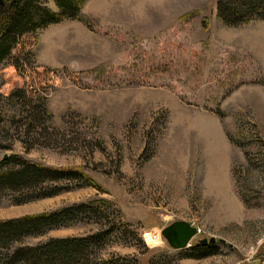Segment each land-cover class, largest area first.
Segmentation results:
<instances>
[{
    "label": "rangeland",
    "instance_id": "374dc122",
    "mask_svg": "<svg viewBox=\"0 0 264 264\" xmlns=\"http://www.w3.org/2000/svg\"><path fill=\"white\" fill-rule=\"evenodd\" d=\"M216 2L87 0L92 28L65 20L19 41V67L0 65V161L79 169L99 189L6 196L0 220L106 200L117 230L88 250L93 262L264 264V21L226 26ZM175 221L198 229L189 247L162 236ZM203 239L215 253L190 257Z\"/></svg>",
    "mask_w": 264,
    "mask_h": 264
},
{
    "label": "trees",
    "instance_id": "16d2710c",
    "mask_svg": "<svg viewBox=\"0 0 264 264\" xmlns=\"http://www.w3.org/2000/svg\"><path fill=\"white\" fill-rule=\"evenodd\" d=\"M53 1L56 11L45 5V0H0V65L11 62L19 67V55L13 54V50L28 34L36 36L41 29L65 20H78L92 28V19L82 13L87 0ZM216 9L218 17L229 27L264 21V0H217ZM36 108L45 112L43 106ZM73 187L99 189L97 183L79 169L51 167L17 155L0 161V201L10 196L15 204H22L53 197ZM109 207H112L111 202L93 200L0 220V264H119L114 259L93 262L88 254L90 248L100 246L117 230L116 220L106 212ZM78 222H94L103 228L82 237L50 238L39 245H22L25 238L39 237ZM191 247L190 257L204 258L215 253L211 243Z\"/></svg>",
    "mask_w": 264,
    "mask_h": 264
},
{
    "label": "water",
    "instance_id": "95a60500",
    "mask_svg": "<svg viewBox=\"0 0 264 264\" xmlns=\"http://www.w3.org/2000/svg\"><path fill=\"white\" fill-rule=\"evenodd\" d=\"M6 159V157H5ZM198 229L185 221H175L162 230V236L168 242L171 248L175 250L184 249L190 246L191 240L197 235ZM213 244L214 239L208 241L203 239L200 244Z\"/></svg>",
    "mask_w": 264,
    "mask_h": 264
},
{
    "label": "crops",
    "instance_id": "0c3cea01",
    "mask_svg": "<svg viewBox=\"0 0 264 264\" xmlns=\"http://www.w3.org/2000/svg\"><path fill=\"white\" fill-rule=\"evenodd\" d=\"M85 8H86V6H85ZM85 8L83 7V9H82V10H83V12H84V13H87V12L84 10ZM65 22H66V21H65Z\"/></svg>",
    "mask_w": 264,
    "mask_h": 264
}]
</instances>
